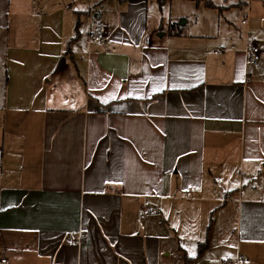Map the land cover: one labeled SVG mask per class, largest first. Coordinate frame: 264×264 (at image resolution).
<instances>
[{
    "label": "crops",
    "instance_id": "0c3cea01",
    "mask_svg": "<svg viewBox=\"0 0 264 264\" xmlns=\"http://www.w3.org/2000/svg\"><path fill=\"white\" fill-rule=\"evenodd\" d=\"M169 1L0 0V261L264 264V33Z\"/></svg>",
    "mask_w": 264,
    "mask_h": 264
},
{
    "label": "rangeland",
    "instance_id": "374dc122",
    "mask_svg": "<svg viewBox=\"0 0 264 264\" xmlns=\"http://www.w3.org/2000/svg\"><path fill=\"white\" fill-rule=\"evenodd\" d=\"M171 1V0H170ZM170 1L168 5H170ZM199 0H188V2L174 1L169 8L173 16H177V21L181 25L184 23L195 21L194 13L196 8L201 5L197 4ZM214 4L222 8L225 12L223 16L229 20L232 26L237 30L242 26V22L246 20L247 12L250 13V24L253 28L254 37L258 38L264 33V0H211ZM191 26V25H190ZM189 26V27H190ZM185 264V263H184Z\"/></svg>",
    "mask_w": 264,
    "mask_h": 264
},
{
    "label": "built area",
    "instance_id": "2783aa9c",
    "mask_svg": "<svg viewBox=\"0 0 264 264\" xmlns=\"http://www.w3.org/2000/svg\"><path fill=\"white\" fill-rule=\"evenodd\" d=\"M249 21V15H246V20L242 22L243 25H247ZM107 37V27L105 23L102 21H97L90 29L88 39L89 43L93 44H102L105 43ZM247 58L248 61L252 64H258L261 60V51L258 45L256 44L255 40L252 38H248L247 46ZM152 211L149 208H143L139 212V217L141 219H146L148 215H150ZM85 236L79 235L78 241L80 243H83L85 241ZM248 260L246 255H238L235 259V261H224L223 264H241L243 262H246ZM0 264H9L6 259H2L0 261Z\"/></svg>",
    "mask_w": 264,
    "mask_h": 264
},
{
    "label": "trees",
    "instance_id": "16d2710c",
    "mask_svg": "<svg viewBox=\"0 0 264 264\" xmlns=\"http://www.w3.org/2000/svg\"><path fill=\"white\" fill-rule=\"evenodd\" d=\"M207 5H208L209 7H215V5L212 4V3H208ZM175 28L180 29L178 24H172V26H171V30H172L173 32H175V31H174ZM192 260H193V259H191V258H187V259H185V262L188 263V262H190V261H192Z\"/></svg>",
    "mask_w": 264,
    "mask_h": 264
}]
</instances>
